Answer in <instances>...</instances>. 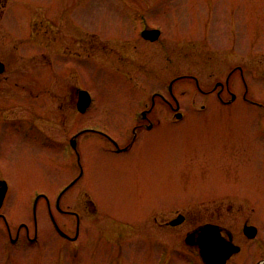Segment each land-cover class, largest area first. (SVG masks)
Wrapping results in <instances>:
<instances>
[{
	"label": "rangeland",
	"instance_id": "1",
	"mask_svg": "<svg viewBox=\"0 0 264 264\" xmlns=\"http://www.w3.org/2000/svg\"><path fill=\"white\" fill-rule=\"evenodd\" d=\"M39 2L48 8L57 4L56 0L11 1L12 12L4 23L14 36L17 57L23 54L20 48L33 20L25 17L26 6ZM63 11L65 17L44 18L62 19L67 31L108 36L110 50H120V41L128 40L140 52L128 51L137 58L132 62L114 52L77 62V84L92 92L94 103L76 122L73 103L64 102L63 130L56 140L41 126H53L60 102L43 94L39 86L27 88L25 69L12 74L16 88L10 90L0 82L5 87L0 86V147L12 150L10 162L0 164V174L10 182L4 211L14 225L33 220L36 193L55 203L61 188L81 172L68 143L85 122L125 144L135 112L152 105L153 93H170L169 83L175 77L173 91L187 119L144 131L130 152H116L101 135L82 136L83 175L61 200L65 209L79 212L80 225L75 215L57 212L60 225L71 235L79 231V239L69 241L56 231L42 198L40 240L16 246L2 230L0 264H201L185 235L210 217L208 210L229 204L239 209L221 214L223 222L241 235L248 219L259 227L263 241L264 107L242 99L221 108L228 113L217 112L216 105L208 107L210 112H197L206 102L187 75H195L201 85L219 79L229 64L227 54L221 57L225 46L248 50L255 45L264 50V0H64ZM139 17L162 29L158 46L134 36V19ZM27 55L24 62L37 60ZM247 81L250 94L264 104V79L248 75ZM239 87L242 93L243 83ZM154 108L165 121L169 105L158 97ZM91 114L94 120L89 119ZM91 199L96 210L88 205ZM178 212L187 214V220L166 226ZM30 224L34 233L33 221ZM239 240L244 239L239 236ZM247 246L248 251L233 257L230 264H255L248 252L256 245Z\"/></svg>",
	"mask_w": 264,
	"mask_h": 264
},
{
	"label": "flooded vegetation",
	"instance_id": "2",
	"mask_svg": "<svg viewBox=\"0 0 264 264\" xmlns=\"http://www.w3.org/2000/svg\"><path fill=\"white\" fill-rule=\"evenodd\" d=\"M11 1L12 0H0V82H4V84L9 86L8 89H10V86H12V88H16V82H13V80H11L13 78L12 74L15 71L25 69L24 71H27V78L25 79V82H27V88L31 85L36 87L39 86L43 94L50 96L51 99L55 101L57 100L60 102L59 110H56L54 112L56 114V119L51 120L53 126H41L44 131H47L56 140L59 136H61L63 130V125L62 127L60 126L63 123V121H60V117H62L63 119L66 115V112L62 109L64 106V102L67 101L69 103H73L71 106L75 109L73 111L76 115V122L81 115L86 116L90 112V108L94 103V96L92 92L87 89L91 94L92 102L91 104H89V107L84 112H81L79 109L80 105H84V98L81 97V90L83 88H80L77 84L79 80L76 68L77 62L89 61L93 58H97L96 55L98 53L105 54L109 52L117 53L119 56H123V58L128 59V62H132V60L136 61L137 58L133 57L132 54H129L128 51L132 50L137 53L140 51H137L134 48L135 46L133 47L132 42L128 40L120 41L117 46L120 50H110V44L108 42H111L112 39H110L108 36H102L94 31H83L81 33L69 29L67 31L65 29L64 24H62V19H59L56 22L54 20H51L50 18H44L65 17L63 11L64 0H56L57 4L55 7L52 8H48L47 5L43 4L42 2L28 4L26 6V9L29 11H27L24 15L25 17H33V20L29 25V35L26 37L27 42L25 41L26 43H24V45L20 48L23 54L21 55V57H17L14 51V49L16 48V42L12 41V38L14 36L10 35V32L4 23L5 17L12 12ZM139 18V24L137 23L138 21L134 19V23L136 24L134 36L139 41H142L145 44L158 46V44L161 43V38L163 37V34L161 33V35L154 40L145 37L144 30L146 28L151 29L152 27L145 24L141 17ZM128 48L130 49L128 50ZM222 49L223 55L221 57L227 54V62L230 65L228 64V68L225 70V72L219 79L214 80L212 83L201 85L195 75H187L189 79H194L198 91L206 102L202 104L201 109H199V111L197 112H210V109H208V107L210 108L213 105H216L220 108V110H217V112L228 113V110H223L221 108L225 107L226 109L233 107V105H235L239 100L242 99L252 104L261 105L264 107V104L261 101L254 99L253 96L250 94V89L247 81L248 75L254 78L259 77L261 79H264V50L256 49L255 45L250 46L248 50H240L241 48L235 45L227 47L225 46ZM38 50H41V52H37ZM27 52L29 53V55H27ZM235 54H242V57H237ZM25 55L30 57L32 56V58L37 60L33 61L29 58L30 61L24 62V59L22 60V57H25ZM52 56L53 58L55 57V59H52ZM40 59L44 61H41ZM19 60H22V62H20ZM120 60H122V58H120ZM107 62L113 63L110 60ZM136 63L137 67L139 66L141 69L145 67V64L140 63L138 65V62ZM175 78L171 79V81ZM241 83H243L244 86V90L242 93L239 90V86L241 85ZM4 84L0 83V86L4 87ZM47 87L50 88L48 89ZM51 88H53L54 90L52 91ZM157 93L158 95H155L154 105L152 104L148 108L137 110L135 112L136 115L133 116V129L132 132L127 135V141L125 144L118 143L99 126H91L87 122L80 126L74 132L73 135V137L76 138L75 140L77 142V147H75L74 150L76 152V160L80 168L81 154L79 152V143L81 137L86 134H98L105 138H108L110 142H112V144L114 145L116 152H130L133 151V148L137 143L140 134L144 131L154 130L158 125L168 123L172 120L183 121L187 119V115L186 113H183L181 111V107L179 109L176 108L178 104L174 91H170V93L164 95H161L160 92ZM158 97L164 100V102H166L170 107V109L166 110L165 112V121L161 120V115L154 108ZM50 105L52 107L51 103ZM52 112L53 111H48V114L51 115ZM89 119L94 120L92 114L89 116ZM85 120L81 119V121ZM68 144L72 146L70 142ZM68 144L66 143L63 145V147L60 149V153L62 150H65V147ZM262 149L264 151V145ZM54 150H56L55 156L56 158H58L59 151L57 150V147H55ZM11 151L12 150L9 147H0V164L10 162ZM80 173L81 172H79L77 177L80 176ZM81 178L82 177H79L74 185H76L81 180ZM2 180L8 182V190L6 192L3 205L0 207V233L2 232V230L6 231L9 241L16 246L26 245L28 242H35L37 240H40V219L38 213L37 222L35 221L33 213L32 221L34 223V233H32L33 224H30L32 223V221L23 220L19 221L14 225V223L7 217V214L4 211V206L6 199L10 193L11 186L9 180L5 177V175L0 174V181ZM1 186L2 185H0V189ZM42 198L46 200L47 212L53 225L54 221L52 215H54L57 222H59L57 212L59 214H73L77 217L78 220V211L65 209L62 204V208H59L57 205V201L53 203L49 196L47 197L43 195ZM88 205L94 210H96L95 204L92 199L88 201ZM236 209H239V207L236 208L233 204H229L228 206H226V208L222 205H218L215 209L210 211L208 210L207 212L211 214L210 217L203 223L191 227L189 229L190 231L187 232L184 239H186L188 234H191L193 232L196 233L195 238H197L199 235V229L204 224H217L220 226L222 234L227 240L232 239L235 244L241 246V250L238 253L233 254L228 260L227 264H230L231 259L236 255L240 254L243 250L246 249L248 251L249 247L247 245H249L250 243H254V245L256 246L249 250V255H254L253 259L255 264H264V249L261 250V248L264 246V239L263 241L259 240L260 237H258V235L255 238H249L244 231V227H246L247 225H253L254 223L246 219L243 224V230L241 232L242 234L240 235L239 233L234 232L225 222H223V216L221 214L231 211L234 212ZM180 214L185 215L184 221H186L188 215L184 214L183 212H178L177 217ZM171 221L172 220L167 221L165 225L176 226L172 225ZM259 233L260 232L258 227V234ZM239 236H242L244 240L240 241ZM192 247L197 249L199 253V247L197 245H193ZM256 247H259L260 250L258 251ZM199 258L201 260V263L205 264L202 258L200 257V254ZM247 264H249V262Z\"/></svg>",
	"mask_w": 264,
	"mask_h": 264
},
{
	"label": "water",
	"instance_id": "3",
	"mask_svg": "<svg viewBox=\"0 0 264 264\" xmlns=\"http://www.w3.org/2000/svg\"><path fill=\"white\" fill-rule=\"evenodd\" d=\"M152 36V38H157L160 35L159 29L149 30L146 32V36ZM179 108V105H178ZM6 186L2 189L0 194V206L3 203V199L5 196ZM184 219L183 216H179L176 220H173L172 224H178L182 222ZM60 232L65 235L69 236L65 233L59 225L56 223ZM200 234L197 239H195V233L188 235L186 241L190 244H198L200 246V252L202 257L204 258L207 264H226L228 258L234 253L240 250L238 245H235L232 241L226 240L222 234L220 227L214 224H206L202 226ZM246 233L250 237H254L257 234V227L256 226H247L245 228ZM77 235L74 238H77Z\"/></svg>",
	"mask_w": 264,
	"mask_h": 264
},
{
	"label": "bare ground",
	"instance_id": "4",
	"mask_svg": "<svg viewBox=\"0 0 264 264\" xmlns=\"http://www.w3.org/2000/svg\"><path fill=\"white\" fill-rule=\"evenodd\" d=\"M91 102H92V100H91ZM91 104V103H90ZM70 188H68L67 190H66V192L69 190Z\"/></svg>",
	"mask_w": 264,
	"mask_h": 264
}]
</instances>
